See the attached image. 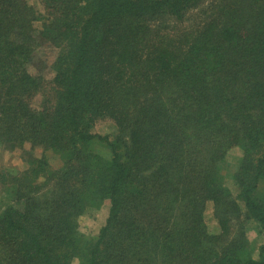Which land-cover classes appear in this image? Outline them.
Masks as SVG:
<instances>
[{"label": "trees", "instance_id": "1", "mask_svg": "<svg viewBox=\"0 0 264 264\" xmlns=\"http://www.w3.org/2000/svg\"><path fill=\"white\" fill-rule=\"evenodd\" d=\"M36 1L0 0V146L43 151L0 169V264H264V0Z\"/></svg>", "mask_w": 264, "mask_h": 264}, {"label": "rangeland", "instance_id": "2", "mask_svg": "<svg viewBox=\"0 0 264 264\" xmlns=\"http://www.w3.org/2000/svg\"><path fill=\"white\" fill-rule=\"evenodd\" d=\"M30 3L33 4L36 9L42 12L39 3L36 0H30ZM43 13V12H42ZM44 23L43 16L37 19L34 23V27L36 30H39ZM37 53L38 60L32 62L29 69L30 72L36 73L37 76L42 77L45 87L48 89L53 88V83L50 82L52 78V71L50 70V63L55 58V49L51 47H47V45H41L40 50ZM38 67V68H36ZM47 89V90H48ZM46 91V89H44ZM40 95V94H39ZM40 102V97L34 99L33 104L36 106ZM113 124L109 122H100L97 123L93 132L99 133L100 135H108L113 132ZM92 150L95 154L101 155L103 157H107L109 155V150L104 144L95 143L92 145ZM43 151L39 147H31L29 144H25L22 147H18L17 149H11L10 146H0V169H11L13 172L15 170H20L26 165L27 158L29 155L31 156H41ZM242 151L239 148L231 149L225 159V163L223 165L222 174L226 175L225 183L226 186L232 191H235L234 185L230 181V174L234 170V166L237 164L238 159L241 157ZM49 158L55 159V163H59L58 157L50 156ZM230 181V182H229ZM5 189L0 186V205H4L6 203L5 198ZM210 209V210H209ZM211 207L208 205L205 211V221L208 226V230L216 234L219 231L218 225L216 221H214L211 217ZM106 216L105 208L104 210H93L86 212L83 216L79 218V229L81 239H88L90 237L97 236V233L100 227L103 224V220ZM245 234L248 241L247 253L249 256L253 258H258L259 250L262 245H264V236L259 232L256 225L252 222L247 223L245 228ZM83 242V241H82ZM73 264H79L78 261H75Z\"/></svg>", "mask_w": 264, "mask_h": 264}]
</instances>
